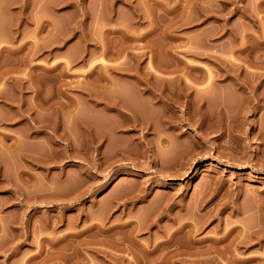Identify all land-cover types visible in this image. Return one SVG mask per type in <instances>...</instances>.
Listing matches in <instances>:
<instances>
[{
    "label": "rangeland",
    "instance_id": "obj_1",
    "mask_svg": "<svg viewBox=\"0 0 264 264\" xmlns=\"http://www.w3.org/2000/svg\"><path fill=\"white\" fill-rule=\"evenodd\" d=\"M0 264H264V0H0Z\"/></svg>",
    "mask_w": 264,
    "mask_h": 264
},
{
    "label": "bare ground",
    "instance_id": "obj_2",
    "mask_svg": "<svg viewBox=\"0 0 264 264\" xmlns=\"http://www.w3.org/2000/svg\"><path fill=\"white\" fill-rule=\"evenodd\" d=\"M25 5V4H24ZM21 9V8H20ZM25 9V8H24Z\"/></svg>",
    "mask_w": 264,
    "mask_h": 264
}]
</instances>
